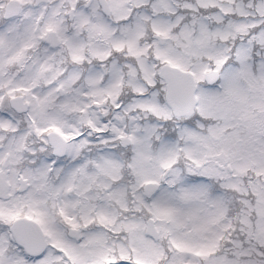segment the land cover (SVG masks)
<instances>
[{"label": "snow or ice", "instance_id": "snow-or-ice-1", "mask_svg": "<svg viewBox=\"0 0 264 264\" xmlns=\"http://www.w3.org/2000/svg\"><path fill=\"white\" fill-rule=\"evenodd\" d=\"M0 264H264V0H0Z\"/></svg>", "mask_w": 264, "mask_h": 264}]
</instances>
